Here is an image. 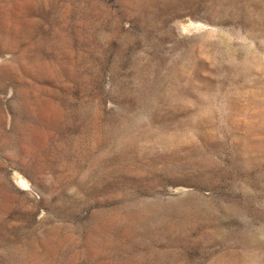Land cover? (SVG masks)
<instances>
[{
    "label": "rangeland",
    "instance_id": "1",
    "mask_svg": "<svg viewBox=\"0 0 264 264\" xmlns=\"http://www.w3.org/2000/svg\"><path fill=\"white\" fill-rule=\"evenodd\" d=\"M0 264H264V0H0Z\"/></svg>",
    "mask_w": 264,
    "mask_h": 264
}]
</instances>
